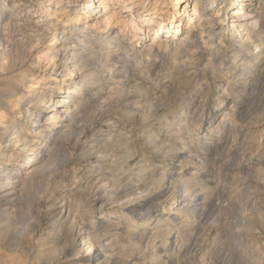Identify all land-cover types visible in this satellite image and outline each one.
<instances>
[{"label": "rangeland", "instance_id": "rangeland-1", "mask_svg": "<svg viewBox=\"0 0 264 264\" xmlns=\"http://www.w3.org/2000/svg\"><path fill=\"white\" fill-rule=\"evenodd\" d=\"M7 1V5H12L18 0ZM57 1L22 0L24 6L21 9L22 12L18 13L19 20H21L20 23L24 24L29 19L28 15L32 9L34 11L39 10V5L42 2H45V4L53 2L50 7L51 14L52 16L57 15V18H51L58 23L57 25L60 28L59 32L63 30L72 32L74 29L70 28L73 26L83 29L86 24L90 26L92 20L99 17L98 19L102 21L104 15H107L113 19L111 18L112 25L110 26L109 33L105 35L106 40L118 32L117 30L123 25V20L127 21L128 30L124 32L127 39L124 44V48L126 49L138 45L139 47L143 45L150 47L155 39L156 32L154 30L160 24L163 26L175 24L174 26L178 28L172 29L169 32H167L168 28H166L164 33L158 34L161 40L171 41V47L169 49L162 48L159 52L156 51L149 57L147 54L143 55L141 63L150 69L149 75L143 74L144 69H147L145 67L139 69L135 73V76L130 79L125 78L124 72H121L123 79H127L128 81L125 89H120L122 91L116 90L108 92L105 96L106 101L101 105L103 109L100 107L99 110L96 107V109L94 108L92 110V114L109 113L114 117L116 121L115 129L118 131L119 136L124 138L123 142L126 141L124 144L119 145L116 142L117 138H114L112 142L101 147L100 156L90 145L81 147L82 149L74 146L71 144L73 143L71 141L75 140V135L81 130L80 128L90 129L89 122H83L82 127L80 126L82 124H80L78 126L79 128L73 129L74 131L72 130V132L69 131L67 133L68 135L66 134L62 138L63 140L56 139V141H59L57 143H60L57 149L54 148L44 154V149L40 150V154L37 156V159H39L37 165L39 170L34 177V181L28 185L24 191L25 193H22L23 196L21 194L17 201L14 202L0 203V264H94L90 256L78 255L76 249L69 252V257L65 255V251L71 245H80L84 237L80 236L76 241H73L71 222L78 215L79 217L80 215L81 217L86 216L88 220L97 222L109 218L106 225L97 226L95 230H91L88 233L93 237L99 235L103 240L106 239L103 242L104 246L107 243L104 249L110 250V255L109 253L108 255L112 257L109 259L111 264H204V262L205 264H210V260L207 263L208 261L206 262V260L201 259L197 255L198 246L202 244L203 240L197 228L193 229V232L192 230L189 231V235L180 242H184L183 245L187 243L189 248L186 251H181L180 253L178 249L174 251L173 248H170L171 250L168 248L166 250L168 252L164 253L156 249L160 246L159 240L167 236L168 229H171L165 221L167 216L174 218L172 214L174 212L170 210V204L173 203L172 200L168 201L169 204L167 203L169 207L166 205L164 209L162 208L163 206H159L161 201L152 200L148 204V208H140V211L124 210L119 203H113L110 207L108 205L104 209L95 205V193L99 188L103 187V185H109L112 182L125 183L128 179V172L140 161H144L155 170L153 180L157 182L161 178L159 175L165 169L177 172L182 169L183 172L189 173V175L194 173L195 177L198 176V178L207 183V187L209 188L206 204L207 210L203 224L207 223L210 225L217 221L218 233L225 240V242L218 244L219 247L215 245V248L212 246V238L210 239L211 241L208 240L205 243L209 252L212 251L209 253L210 257H215V264H253L256 259L264 258V0H240L243 13H246L242 18L235 19L241 27L239 33L233 34L229 30L224 35L216 27H206L204 41L211 44L215 43V47L213 48L215 50L217 47H220L219 43L222 41L227 47H232L233 43L231 44V41H238L239 35H242L241 37L245 40L242 45L244 47L246 46L245 48L248 50L241 53L236 61L233 60L235 56L231 49L226 54L224 53V55H215V58H211L209 54H204L200 57V55H194L192 52L188 56V54H183L180 49H175L174 42L184 37L188 30H192L195 26L196 20H192L189 15V8L194 5L196 0H181L178 4H176L177 0H159L157 10H149L147 8L148 4L155 0L145 2L139 7L131 4V0H111L108 10H105V5L101 4V1L98 0L95 3L94 0H77L78 2L76 4H70L69 7L67 0H64L59 6H56ZM234 1L228 0L223 5L227 7ZM85 2L92 4L90 13L93 17L87 23L81 17L80 21L76 22L75 19L79 15L78 13ZM225 7H219L218 13L221 11L220 13L224 14L226 11ZM199 9L208 12V1L203 0L199 5ZM227 11L230 10L228 9ZM213 14L216 15L215 11ZM35 20L36 18L34 19L33 17L31 22L25 25L33 26ZM137 28H141V30L133 32ZM33 30L36 29L34 28ZM84 31L89 35L92 33L90 27ZM103 32L105 34V31ZM40 33L42 34V31ZM40 33L31 34V32H27L23 34H10L13 36V40H11L9 35L10 44L8 47L10 50L6 53L0 51V167L4 162L7 165L12 164L10 160L3 159L2 157V152L4 150L6 151V139L3 138L18 130L22 134L26 133L24 129L28 126L31 127L32 124L25 125L24 122L32 115L30 113L26 114L24 108L28 107L30 102L39 104L43 100L41 97L32 94L34 89H29L28 91L27 84L32 81V76H45L50 83H56L55 85L58 91L61 90L60 73L53 71L51 65L53 64L52 57H54L53 54L55 51L52 48L60 46L62 42L60 39L57 41L52 37H48L41 40V43L39 42L38 44L37 40L41 38L39 37L41 35ZM250 35L253 38H249L247 41V36ZM105 38L92 40L91 37L87 39V43L97 50ZM30 43L32 47L36 46V44L38 45L34 47L35 50L30 47ZM117 46L118 44H114L111 51L115 52L118 49ZM204 48L207 47L205 46ZM50 49L53 52H50ZM27 50L30 52H27ZM31 52L35 53L36 57H39L36 60H39L38 62L40 64L37 63L38 65H35L36 62H33L31 56H29ZM191 55L194 57H192L193 60L190 57ZM219 57L223 60V69H227L226 74L224 73L223 75L216 70L218 66L216 61ZM255 57H258V61ZM246 58L251 60L248 65L252 63L250 67L253 70L251 69V74L248 75L249 68L244 76H240L243 73L242 65L248 62H244ZM186 60L187 62L190 61V64L186 65L184 69L181 67V64ZM128 62L131 65L136 62V53L134 51L128 53ZM155 63H157V66ZM185 70H187V75ZM119 77H117L118 80L103 81V87L111 86L112 88H116L115 86L118 84ZM240 80L242 84L239 82ZM138 81L139 83H137ZM245 82H248L247 88L244 87ZM258 86L262 91L261 95H257L259 93L258 90L255 93V89ZM100 87L102 86L96 85L91 90L88 88L85 89V92L83 91L82 94L83 100L90 101L91 105L95 106L96 101L100 99V95H96ZM227 87L231 88L227 89ZM223 91H230L231 95L226 97L223 105L218 106L219 101L217 100ZM18 93H20V97ZM44 101L47 105L52 106V101H49V97ZM198 115H201L200 117L206 122L200 127L192 120ZM208 124H213V129ZM103 129L105 128H99L97 131L102 134ZM91 131L93 132V129ZM49 136H54V132L49 134L45 131L41 135L42 142L46 143L45 141L50 138ZM54 138L51 137L52 140ZM61 147L62 149H60ZM32 149L34 148L27 149L20 159L15 162L17 165L16 168L20 169L27 165V158L33 154ZM219 152L221 153L216 155ZM47 153H51L52 156L48 157ZM216 156L221 157L217 159ZM214 157L215 164L212 163ZM98 158L101 162L94 163L95 159L97 160ZM220 163H228L227 171L229 173L222 171L220 167L222 165ZM130 165L132 166L130 167ZM74 174L77 175L75 176ZM13 178H15V175L8 174L5 181L12 183ZM72 184L76 185L74 190L76 192L70 190L64 192L63 187ZM96 187L99 188L95 189ZM217 195L218 197L215 199ZM45 199L47 203H51L54 206L68 207L72 213L70 216L71 220L70 218L65 221L63 219V222L61 218H55V220L50 222L44 213L40 211L41 203ZM4 212L7 213L4 215ZM29 212H33L36 216L28 219ZM33 218L34 220H32ZM156 218L163 223V225L160 224L163 227L159 229V234L156 237H150L149 235L156 223ZM228 221L229 223L231 221L233 224V226H230L231 228L228 227L229 225L225 226ZM118 224L122 225L121 227L123 229L114 228V225L117 226ZM69 226L71 227L70 231ZM106 227L108 229H105ZM32 228L36 231H33ZM235 239L241 245L245 243L243 248L250 253H254L257 257L252 259L251 256H246L244 261L240 263L238 255L234 256L226 249V244H230L234 248L237 246L234 243ZM65 244L68 245L65 246ZM110 245L112 246L109 248ZM152 252L155 253L153 254ZM242 252L241 250V256H243ZM134 255L135 259L131 258ZM161 256H163L162 258L164 256L171 257L170 261L161 260ZM194 259L200 260H195V262ZM173 260L174 263H172ZM99 264L104 263L101 260Z\"/></svg>", "mask_w": 264, "mask_h": 264}, {"label": "bare ground", "instance_id": "bare-ground-1", "mask_svg": "<svg viewBox=\"0 0 264 264\" xmlns=\"http://www.w3.org/2000/svg\"><path fill=\"white\" fill-rule=\"evenodd\" d=\"M63 1L64 0H58L56 6H59ZM95 1L96 0H94V3H95ZM98 1H101V4L105 5V10L109 9V3L111 0H98ZM148 1H150V0H131V4H134L135 6L139 7ZM205 1H208V8H209L208 12L199 9V5L203 2V0H196L194 2V5L190 6L189 15L191 16L192 20L193 19L196 20L195 26L192 30H188L187 34L184 37L180 38V40H178L177 42H174L175 49H180L183 54L184 53L188 54V56H189V53L192 52V54L200 55V57H201V55L209 54V56H211V58L214 57L215 55H218V56H220L222 54L224 55V53L226 54V52L230 51V49H231V50H233V53L235 56L234 57L235 59H233V60L236 61V59L238 58V56L241 53L246 52L248 50L247 48H245L246 46L244 47L242 45L243 41L245 42V40L241 37L242 36L241 34L239 35L238 41H234V40L231 41V44L233 43L232 47L231 46L227 47L226 44L222 43L223 42L222 41L219 43L220 47H217L216 50L213 49L215 47L214 46L215 43L211 44L207 41H204V39H205L204 34L206 31V27H208V26H212L213 28L214 27L218 28L219 31H222V33L224 35H226L229 30H231L233 32V34L239 33L240 32L239 30L241 27L239 26L240 24H238V21L235 19H238L240 17L242 18L246 13V12L243 13V10H242L243 7H242L240 0H235L234 2H232L227 7H225L226 5H223V4L225 2H228V0H224V1H222V0H205ZM67 2H68V7H69L70 4H76L78 1L77 0H67ZM180 2H181V0H177L176 4H178ZM51 3H53V2H50L49 4H45V2H42L39 5L40 9L37 11H34L32 9L30 14L28 15L29 19L24 24H21L20 23L21 20H19L18 13L22 12L21 9L24 6L22 0H18L17 2H14L12 5L11 4L7 5L8 4L7 0H0V51L1 52L6 53L8 50H10V48L8 47L10 44L9 35L13 34V33L14 34L15 33L23 34V33L31 32V34H33V33H40V31H42V34L40 33L41 35L39 36L41 38L39 40H37L38 44L41 40L46 39L48 37H50V38L52 37L54 40H57V41H58V39H60V41L62 42V44L60 46H56V47L52 48L55 51L53 54L54 57H52L53 58L52 59L53 64L51 65L53 71L60 73L61 90L58 91L56 88V85H55L56 83L55 82H54V84L50 83L49 81H47L45 76L38 77V75H33L32 81L28 84L26 83L28 91H29V89H31V90L34 89L32 94L41 97L43 100L39 104H33L34 102L33 103L30 102L28 104V107L24 108L26 114L30 113L32 115V116L30 115L31 117H29L27 120H25L24 124L25 125L32 124V126L31 127L28 126L27 128H25L24 131L26 133H24V134H22V132H20L19 130L16 132H13L12 134H10L8 136H6L4 134L6 136V138H3V139H6V141H5L6 142V146H5L6 151L4 150V152H2V157H3V159L10 160V162H12V164L7 165L4 162V164H2L0 167V203H2V202L9 203V202L17 201L19 196L27 189L28 185L34 181V177L36 176V174L39 170L37 167V165L39 163V159H37V156H38V154H40V150L44 149V151H43V154H44L47 151L50 152L54 148L57 149V147L60 146V143H57L59 141H56V139L58 138L60 140H63L62 138L69 131L72 132L73 129L74 130L77 129V127L80 124H82L83 122L84 123L89 122V128L90 129L86 130V129L80 128L81 130H79L77 132V134L75 135L76 136L75 140L71 141V142H73L71 144H73L74 146L81 148V147L90 145V147H92V149L94 151H96L100 156L101 155L100 154L101 147L105 144L112 142V140L114 138L115 139L117 138L116 142H118L119 145L124 144L126 141L123 142L124 138L119 136L118 131L115 129L116 121H115L114 117L109 113H107V114L101 113L98 115H96L97 113L92 114V110L94 108L96 109V107L98 109L100 107H102L101 105L106 101L105 96L108 94V92L116 91V90L119 91L120 89H123V88L125 89V86H127L128 81H127V79H125V80L123 79V76H121V72L122 73L124 72L123 74L125 75V78H129V79L133 78L135 76V73L139 69H142L143 67H145V64L141 63V59L143 58V55L147 54L149 57L153 53H155L156 51L159 52L162 48L167 50L171 47V45H170L171 41L161 40L159 38L158 34L164 33L166 28H168L167 32H169L172 29L178 28V27L174 26L175 24L169 25V26H163L162 24H160L158 26V28H156L154 30L156 32V34L154 36L155 39L152 42L150 47H146L144 45L142 47H139V45H138V46H134V47L126 49V48H124L125 47L124 46L125 41L127 40L126 34L124 32H126L128 30V28H127L128 25H127L126 20L122 21L123 25H122V27H120L119 30H117L118 32L114 33L107 40L105 38V35H107L109 33L113 18L111 16H107L104 14H103L104 17L102 18V21L99 20L98 19L99 17H98L97 19L92 20V23L90 24V26H89V24L88 25L86 24V26L83 29L78 28L77 26H73L70 28V29H72V28L74 29V31H72V32H66L65 30L59 32L60 28L57 25L58 23L56 22V20L54 21L51 18V17L57 18V15L52 16V14H51V9H50ZM158 4H159V0H155L152 3L150 2L148 4L147 8H149V10H157ZM91 7H92V4H90L88 2L83 3L82 8L78 13L79 15L76 17L75 21L78 22L82 18V20L85 19L86 23H87V21L93 17V15L90 13ZM219 7H223V8L225 7L226 11L224 14L220 13L221 11H219V13H218ZM228 9L230 11H227ZM214 11H215L216 15L213 14ZM33 17H34V19L36 18L33 26L25 25V24H29L31 22V20L33 19ZM89 27L92 29V33L90 35L86 34V32L84 31L85 29H87ZM34 28L36 30H33ZM63 29H66V28H63ZM129 30H130V28H129ZM140 30H141V28H137V29L133 30V32L134 31L137 32ZM103 31H105V34H103L104 33ZM18 36L20 37V35H18ZM12 37L13 36L10 35L11 40H13ZM91 37H92V40H99V39L105 38L103 43H101L102 45H100V47L97 48V50H95L91 45H89L87 43V39H89ZM247 37H248L247 41L249 40V38H253V37H251V35L247 36ZM20 40H22V39H20ZM15 41H17V40H15ZM17 42H20V41H17ZM33 42L36 43L35 41H33ZM114 44H118V46H117L118 49L115 52L111 51L112 46ZM248 44H249V42H248ZM18 45H20V43H18ZM36 46H38V45L36 44ZM36 46L32 47V44L30 45V47H32L33 50H35L34 47H36ZM191 46H192V48H191ZM205 46L208 48L209 51L207 50V48H204ZM28 51L29 50H27V52ZM132 51H134L136 53V62H134L133 65L129 64V62H128V53H130ZM50 52H53V51L51 50ZM121 52H123V53L121 54ZM1 56H3V55H1ZM29 56H31L33 62H36L35 65H38L37 63L40 64V62H38L39 60H36V58H39V57H36L35 53L31 52ZM243 56H244V54H243ZM190 57L193 60L194 57L192 55ZM196 57H198V56H196ZM249 57H250V55H249ZM247 58L245 59L244 62H247V61L248 62H247V64L244 63L242 65L243 73L240 74V76H244L245 72L249 68H250L249 72L247 71L248 75H250L251 74L250 72L253 70L250 67V65L252 63L250 65H248L249 61H251V60H249ZM257 58H256V60L258 61ZM191 59H189V60H191ZM250 59H252V58H250ZM216 62L218 65V66L216 65L217 66L216 70L219 73H222V75L224 73L226 74L227 69L226 68L223 69L224 64H223L222 58L220 59V57H219V59ZM233 63L236 65L235 62H233ZM241 63H243V62H241ZM156 64L157 63H155V65ZM189 64H190V61L187 62V60H186L183 62V64H181L182 65L181 67H183L185 69L186 65H189ZM214 64H216V63H214ZM212 65H213V63H212ZM145 68H147V66ZM144 70L145 71L143 74L149 75L150 69L147 68ZM187 70H185L186 75H187ZM119 75H120V77H119ZM193 75H194V73H193ZM117 77H119V81H118V84L115 86L116 88H112L111 86H108V87L104 86L103 87V81L109 82V81L114 80V79L116 80ZM213 77H215V76H213ZM239 77H237V78H239ZM229 79H231V78H229ZM56 81H57V79H56ZM139 81L137 83H139ZM239 82H241V80ZM141 83L144 84L143 82H141ZM245 83H244L245 84L244 87L247 88L248 82H245ZM241 84H242V82H241ZM96 85H100L102 87L99 88L100 90H98L97 94H96V95H100V99H99V101H96V105L93 106V105H91L90 101H84L83 100L82 94H83V91L85 92V89L88 88L89 90H91ZM24 88H26V87H24ZM126 88H128V87H126ZM228 88L229 87H227V89ZM253 89H255V88L253 87ZM240 90H242V89H240ZM257 90L259 92V93H257V95L258 94L261 95L262 91L260 90L259 86H258V88L255 89V93ZM120 91H122V90H120ZM18 94L20 97V93H18ZM252 94H253V92H252ZM11 95H13V94H11ZM230 95H231L230 91H228V92L223 91L221 93V96L218 97V100H217V101H219L218 106L223 105L226 97H228ZM47 97H49V101H52V106L47 105V103L44 101ZM54 97H56V98H54ZM217 101H216V103H217ZM204 104H206V103H204ZM9 105H11V104H9ZM248 106H247V108H248ZM102 109H103V107H102ZM244 110H245V108H244ZM194 114H195V111H194ZM192 116H193V112H192ZM200 116L199 115L195 116V118L192 119V120H194V123L196 125H198L199 127L206 123L204 121V119H202ZM219 119H221V118H219ZM227 121H228V119H227ZM230 121H233V120H230ZM234 121H236V120H234ZM126 122H128V121H126ZM228 122H227V124H228ZM182 125H184V124H182ZM208 125H210L211 128L213 129V124H208ZM80 126L82 127L83 124ZM187 126L189 127V125H187ZM102 127L105 129H103V133L100 134L99 131H97V130L99 128H102ZM92 129H93V132L91 131ZM45 131H47L49 134L54 132V136H49L50 138L45 141L46 143L42 142V140H41V135ZM174 132H176V131H174ZM51 137L52 138L55 137V138L52 140ZM70 146H72V145H70ZM74 146H72V147H74ZM12 147H14V148H12ZM169 147H171V146H169ZM30 148H34V149H32L33 154H31L30 157L27 158V163H26L27 165H25L24 167H21L20 169L16 168L17 165L15 162H17V160L20 159V157L25 153V151L27 149H30ZM103 148L105 149V147H103ZM60 149H62V147ZM89 150L91 151V149H89ZM160 150H161V148H160ZM164 150H166V149L164 148ZM221 152L216 153V155H219ZM47 154H48V157L52 156L51 153H47ZM213 155L215 156V154H213ZM32 156H34V158L31 159ZM220 157L216 156L217 159ZM49 160H51V159H49ZM212 160H213L212 163L215 164V157ZM95 162L100 163L101 160L98 158L97 160L95 159L94 163ZM220 164L222 165V166H220L222 168V171L223 172L225 171L227 173L228 172L227 171V164L228 163L227 164L220 163ZM131 166L132 165H130V167ZM41 168H42V166H41ZM154 172H155V170L152 169L150 167V165L146 164L144 161H142V162L140 161L138 164H136L134 166V168H132L128 172L129 176L127 175L128 179L126 178L127 181L125 183L124 182L123 183L122 182H112L113 181L112 180L111 181L112 183H110L109 185H105V186L103 185V187H101V188L98 187L99 189L96 187L95 189H98V190L95 193V199H94L95 205L100 206L102 209H104V208L108 207V205L110 207V205L113 203H119V205L122 206L124 210L140 211L139 210L140 208H143V209H144V207L148 208V204L152 200H156L158 202L161 201L159 206H163L162 207L163 209L167 205L168 201L172 200L173 203L170 204V206H171L170 210L172 212H174V213H172L174 215V218L167 216L166 221H165L166 223H168V226H170L171 229L170 230L168 229V234H166L167 236H165L163 239L159 240L160 242L158 241L160 243V246L156 249H158L159 251H163L164 253L168 252V251H166L168 248H169V250H171L170 248H173L174 251H176L175 249H178V251L180 253H181V251H186L189 248L187 246V243L183 245L184 242L183 243H180V242L183 241L187 235H189V231L192 230V232H193V229L197 228L200 231L199 233L201 234V237L203 239L202 244L198 246L197 255L201 259L206 260V262L208 260H210L211 261L210 264H215V262H216L215 257H210L209 253H211L212 251L209 252V249L205 246V243L208 240L211 241L210 239L212 238V244H213L212 246H214V248H215L216 247L215 245H217V247H219L218 244H220V242H225V240L218 233L219 231L217 230V227H218L217 221H215L213 223L211 222L212 224H210V225H208L207 223L203 224V222L206 218L205 216H206V210H207L206 204H207L208 189H209L207 187L208 186L207 183L205 181L201 180L200 178H198V176L195 177L194 173H192V175H189V173L183 172L182 169H180L178 172L165 169L164 172L161 175H159L161 178L158 177L160 179L157 182L156 180H153ZM223 172H221V173H223ZM8 174L9 175H15V178H13L14 180L12 179L13 180L12 183L5 181L8 177ZM154 176H156V175H154ZM219 176L221 177V175H219ZM65 181H67V180H65ZM75 181H76V179H75ZM70 183H72V182H70ZM220 183H222V182H220ZM220 183H219V185H220ZM75 186L76 185H74V184L64 186L63 187L64 192L66 190L67 191H69V190L74 191L76 188ZM89 186H91V185H89ZM74 192H76V191H74ZM23 194H22V196H23ZM217 197H218V195L215 197V199ZM41 200H43V199H41ZM38 202H41V201H38ZM167 206L169 207V205H167ZM40 211H42L44 213V215L47 217V219L50 222L52 220H55V218H61L62 221H63V219H64V221L69 220V218L72 214L71 210L68 207H66V206H62V207L54 206L51 203H47L46 199L44 200V202L41 203ZM6 213L7 212H4V215ZM38 213H39V211H38ZM33 216H36V215H34L33 212H29L28 219L32 218ZM2 217H3V215H2ZM42 218H43V216H42ZM8 219H9V216H8ZM108 219L109 218L102 219V221L97 222V221H93V220H88L86 218V216H84V217H81V215H80V217H79V215H78V217L75 216L74 220L71 222L72 223L71 226H72V233H73V241H76V239L80 236H84V237L82 238V243L80 245H78V246H75V245L72 246L71 245V247L68 248L67 251H65V255L68 256L69 252L76 249L78 255L90 256L92 258V260L94 261V264H99V261H101V260L103 261L104 264H111L109 261V259L112 258L111 256H109L110 250L104 249V247L106 248L107 243L104 246L103 242H105L106 239L103 240V238H100L99 235H97V237H93L90 235V233H88L91 230H95L97 228V226L106 225ZM32 220H34V218ZM70 220H71V218H70ZM160 224L163 225V223H161V221L157 219L156 223L154 224V227L152 228V230L150 232L151 233L149 235L150 237L151 236L156 237L159 234V231H160L159 229L163 227V226L161 227ZM134 225L136 226L135 222H134ZM164 225H166V224H164ZM121 226L122 225H119V224L117 226L114 225V228L116 227L117 229H120V228H122ZM225 226L230 227V226H233V224L231 223V221H230V223L228 221L227 225H225ZM112 228H113V225H112ZM70 229H71V227L69 228V231H70ZM102 229H100V230H102ZM105 229H108V228L106 227ZM32 230H33V228H32ZM198 230H197V232H198ZM33 231H36V230H33ZM127 231H129V230H127ZM137 233H139V232H137ZM139 235H141V234H139ZM223 235H224V232H223ZM198 238H200V237H198ZM231 238H232V236H231ZM228 239H230V238H228ZM147 240H148V238H147ZM152 242H153V240H152ZM149 243H150V241H149ZM234 243L237 244V246L233 244L234 246H236L235 248L231 247L230 244L225 243L226 249L229 252H231L232 255H234V256L238 255V259H239L240 263H241V261H244L246 256H251L252 259H255L257 257L254 253H250L249 251H247L243 248L245 243H244V245H241V243H238L237 239L234 240ZM66 245H68V244H65V246ZM152 245H153V243H152ZM156 245H154V246H156ZM69 246H67V247H69ZM111 246L112 245H110L109 248ZM178 246H179V248H178ZM67 247H65V248H67ZM246 249H248V248H246ZM154 250H155V247H154ZM217 250H218V248H217ZM241 250L243 251L242 252L243 256H241V254H240ZM155 252H152V253L154 254ZM179 252H177V253H179ZM108 253H109V255H108ZM182 254H184V253H182ZM170 255L172 256V254H170ZM169 256L168 257L164 256V258H162L163 256H161L160 259L163 261H170L171 257H169ZM174 256H175V254H174ZM134 257H135V255L131 258H134ZM136 257H138V256H136ZM86 258H88V257H86ZM196 258H197V256H196ZM174 259H175V257H174ZM195 260L197 261L200 259H194V261ZM86 261H89V260H86ZM135 261H137V260H135ZM158 263H159V261H158ZM172 263H174V260L172 261ZM197 263H199V262H197ZM207 263H209V261ZM235 263H236V261H235ZM199 264H201V263H199ZM204 264H205V262H204ZM237 264H239V263H237ZM253 264H264V258L256 259L255 263H253Z\"/></svg>", "mask_w": 264, "mask_h": 264}]
</instances>
